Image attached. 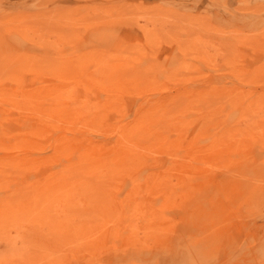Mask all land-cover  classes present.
<instances>
[{
    "label": "rangeland",
    "instance_id": "obj_1",
    "mask_svg": "<svg viewBox=\"0 0 264 264\" xmlns=\"http://www.w3.org/2000/svg\"><path fill=\"white\" fill-rule=\"evenodd\" d=\"M0 264H264V0H0Z\"/></svg>",
    "mask_w": 264,
    "mask_h": 264
}]
</instances>
